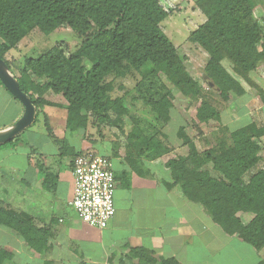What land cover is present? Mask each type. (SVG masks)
Masks as SVG:
<instances>
[{
	"label": "trees",
	"instance_id": "16d2710c",
	"mask_svg": "<svg viewBox=\"0 0 264 264\" xmlns=\"http://www.w3.org/2000/svg\"><path fill=\"white\" fill-rule=\"evenodd\" d=\"M198 7L206 20L191 33L190 40L208 55L204 73L213 83L209 84L210 93L189 73L184 58L163 30L161 23L169 13L160 0H0V56L6 59V53L35 29L50 34L68 26L81 36L80 47L72 53L57 43L37 57H27L17 77L37 106L36 121L45 106H61L49 100L48 94L59 95L67 102L68 128L84 134L90 117L118 125L129 112L121 97H111L114 85L106 78L112 74H142L143 80H148L145 102L165 122L171 118L173 93L164 83L149 82L160 73L182 94L202 98L196 114L199 123L221 121V111L212 104L210 94L213 97L216 91L228 102L233 94H247L244 83L256 88L264 106V89L252 77V72L264 65V24L255 15L256 1L199 0ZM222 127L221 133H213L215 142L208 148L198 147L185 127H180L178 137L189 148L188 154L164 157L165 164L188 199L206 208L226 233L261 250L264 124L251 120L234 128L229 124ZM19 140L20 136L6 144ZM137 149L149 159L161 158L172 150L154 136ZM38 169L45 174L46 186L53 188L56 176L44 163ZM246 213L254 215L250 221L244 219ZM37 223L30 213L0 202V225L15 230L29 247L41 251L46 238ZM132 255L142 264H181L174 257L155 258L144 248L133 249ZM0 264H14L11 251L2 247ZM258 264H264V259Z\"/></svg>",
	"mask_w": 264,
	"mask_h": 264
},
{
	"label": "crops",
	"instance_id": "0c3cea01",
	"mask_svg": "<svg viewBox=\"0 0 264 264\" xmlns=\"http://www.w3.org/2000/svg\"><path fill=\"white\" fill-rule=\"evenodd\" d=\"M18 46L5 56L19 76L24 62H16ZM47 97L61 106H45L39 124L35 121L18 142L0 146V202L18 209L32 205V213L26 212L38 221L46 238L37 251L15 230L0 225V247L11 251L14 264H139L132 255L136 248L158 259L174 257L181 264H258L260 250L226 233L206 208L188 199L174 183L164 157L186 155V147L177 152L171 147L157 159L140 155L139 150L126 154L119 147L106 154L85 140L84 133L68 128L63 97ZM24 110L0 80V129L17 121ZM88 151L109 157L116 182H121L118 191L115 188L116 214L103 229L88 225L64 205L72 206L75 155ZM42 163L56 176L53 188L46 186L45 174L38 169ZM229 244L241 249L240 254H230Z\"/></svg>",
	"mask_w": 264,
	"mask_h": 264
},
{
	"label": "rangeland",
	"instance_id": "374dc122",
	"mask_svg": "<svg viewBox=\"0 0 264 264\" xmlns=\"http://www.w3.org/2000/svg\"><path fill=\"white\" fill-rule=\"evenodd\" d=\"M198 1L199 0H160L161 5L169 13L167 18L161 23V26L176 45L179 54L184 58L189 73L202 85L203 89L210 93L209 84L211 83V85H213V83L210 82L208 78H205L204 73L208 55L202 47L190 40L191 33L206 20L205 15L198 7ZM255 1V15L257 19L264 24V0ZM82 39L81 36L79 37V35L68 26H61L50 34H45L41 30L35 29L28 37L23 39L18 48L14 50V54L16 55L15 59L17 64H20L24 62L27 57H37L48 51L57 43H60L69 54L80 47ZM226 66L228 69L231 68L229 63H227ZM252 77L264 89V66H261L257 71H253ZM106 81H110L114 85L111 97H121L124 104L129 109L127 114L122 115L120 119L121 122L118 125L99 123L96 117H90L84 139L94 144L95 149L106 154H109L114 147H119L120 151L126 154L127 152H134L133 150H138L137 148H143L146 141L153 136L156 139L159 138L166 145L174 147L176 152L182 151V147H186L188 154L189 148L183 145L182 139L178 137L180 127H185L189 136L195 139L198 147L208 148L211 146V143L215 142V139L212 137L213 133L219 129L223 130V125L229 124L231 126L230 128H234L250 122L251 120L259 125L264 124V106L259 93L255 87L249 86L247 83H244L247 88V94L243 96L233 94V99L228 102H224L216 91L213 97H211L210 94L209 97L211 100L213 99L212 104L221 111L222 116L221 121L212 120L209 124H204L199 123L196 119L198 108L202 105V98L195 99L191 96L182 94L167 80L163 73L149 79V82L154 81L158 85L164 83L173 93V98L171 99V118L168 122L159 119L151 106L146 104L145 87L148 84V80H143V76L139 72H129L125 77H118L112 74L106 78ZM40 115L43 114H39L36 123H38ZM112 115L114 118L117 116L115 112H112ZM219 133H221V131ZM202 136L209 139L208 141L210 143H206ZM142 140H144V143H139V141ZM261 144L264 145V136L262 137ZM38 158L41 159L42 157ZM261 158L260 167H264V152H261ZM208 168L214 175H219L217 171L212 169L211 164L208 165ZM120 186L121 182L118 180L116 182L117 191ZM1 203L8 204L17 210L25 212L28 210L32 213V205L28 203H25V210L21 208L18 209V207L7 202ZM64 205L67 209L74 212V208L69 206L68 203H64ZM253 216L247 214L244 215V219L250 221ZM21 240H23V238H21ZM228 249L233 256L240 254L241 251L239 248H236V251L230 244ZM244 249H248V246ZM245 253L247 254V252ZM258 255L261 256V260L264 259V248L258 252ZM139 264L142 263L139 261Z\"/></svg>",
	"mask_w": 264,
	"mask_h": 264
},
{
	"label": "built area",
	"instance_id": "2783aa9c",
	"mask_svg": "<svg viewBox=\"0 0 264 264\" xmlns=\"http://www.w3.org/2000/svg\"><path fill=\"white\" fill-rule=\"evenodd\" d=\"M74 196L71 205L82 221L106 228L116 214V175L112 160L94 151L74 158Z\"/></svg>",
	"mask_w": 264,
	"mask_h": 264
},
{
	"label": "water",
	"instance_id": "95a60500",
	"mask_svg": "<svg viewBox=\"0 0 264 264\" xmlns=\"http://www.w3.org/2000/svg\"><path fill=\"white\" fill-rule=\"evenodd\" d=\"M0 80L10 93L19 99L25 107L22 116L13 124L0 129V146L14 140L32 126L37 117V106L29 93L20 86V81L6 59L0 56Z\"/></svg>",
	"mask_w": 264,
	"mask_h": 264
}]
</instances>
